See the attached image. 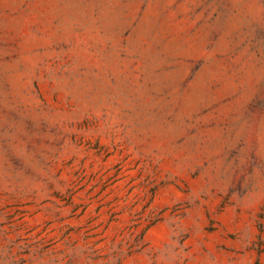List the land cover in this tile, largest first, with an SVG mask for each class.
<instances>
[{"label":"rangeland","instance_id":"obj_1","mask_svg":"<svg viewBox=\"0 0 264 264\" xmlns=\"http://www.w3.org/2000/svg\"><path fill=\"white\" fill-rule=\"evenodd\" d=\"M0 264H264V0H0Z\"/></svg>","mask_w":264,"mask_h":264}]
</instances>
